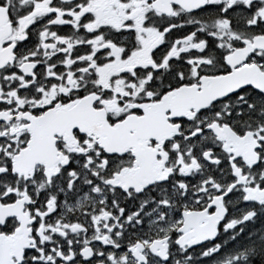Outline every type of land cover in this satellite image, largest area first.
<instances>
[{"label":"snow or ice","instance_id":"obj_1","mask_svg":"<svg viewBox=\"0 0 264 264\" xmlns=\"http://www.w3.org/2000/svg\"><path fill=\"white\" fill-rule=\"evenodd\" d=\"M0 264H264V0H0Z\"/></svg>","mask_w":264,"mask_h":264}]
</instances>
